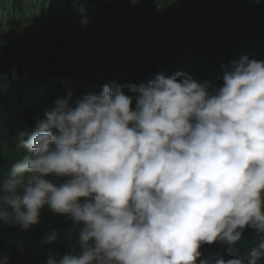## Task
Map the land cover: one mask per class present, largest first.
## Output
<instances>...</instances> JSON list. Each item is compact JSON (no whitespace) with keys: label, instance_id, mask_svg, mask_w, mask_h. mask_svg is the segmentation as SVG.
I'll list each match as a JSON object with an SVG mask.
<instances>
[{"label":"clouds","instance_id":"9594fccd","mask_svg":"<svg viewBox=\"0 0 264 264\" xmlns=\"http://www.w3.org/2000/svg\"><path fill=\"white\" fill-rule=\"evenodd\" d=\"M222 68L219 88L177 72L67 89L12 138L23 155L0 179V224L30 231L47 207L78 225L79 247L46 264H257L264 242L247 260L201 259L204 244L264 233V61Z\"/></svg>","mask_w":264,"mask_h":264},{"label":"trees","instance_id":"16d2710c","mask_svg":"<svg viewBox=\"0 0 264 264\" xmlns=\"http://www.w3.org/2000/svg\"><path fill=\"white\" fill-rule=\"evenodd\" d=\"M49 1L50 9L65 11L69 18H82L96 13L105 0ZM185 1L175 16L169 0L163 8L158 0H138L135 4L132 0H112L108 17L114 32L109 46L103 41L101 27L93 24L88 28L91 36L78 44L68 28L48 27L52 45L46 51H39L34 39H13L11 48L0 51V179L23 155L12 138L20 131L34 130L37 118H43L41 110L65 98L67 89L73 91L75 100L99 94L103 85L112 82L139 88L158 75L167 77L177 72L219 88L223 86L222 65L231 69L232 62L245 55L264 61V0H210L214 2L210 14L203 1L198 9L193 0ZM44 4L45 0L42 8ZM206 36L208 43H215L222 51H197L192 61L175 57L176 49L186 53L193 41ZM10 65H15L16 76ZM66 80L70 84H65ZM123 90L133 98L137 94L127 87ZM40 220L27 232L0 224V252L9 253L11 264H46L50 248L63 254L79 247V226L66 216L53 214L45 207ZM53 232L59 235L49 244L46 240ZM261 242L264 233L246 228L235 245L219 241L202 245L201 259L219 255L225 260H247L251 247ZM257 264H264V257Z\"/></svg>","mask_w":264,"mask_h":264},{"label":"rangeland","instance_id":"374dc122","mask_svg":"<svg viewBox=\"0 0 264 264\" xmlns=\"http://www.w3.org/2000/svg\"><path fill=\"white\" fill-rule=\"evenodd\" d=\"M105 0L94 14L85 17L69 18L65 11L50 9V1L45 0H0V51L8 50L13 46V39L17 42L27 39H34L39 51H46L52 41L48 35V27H66L70 30L71 37L75 43H80L87 36H91L89 27L97 24L103 31V41L106 46L110 44V38L114 32V25L108 17L110 2ZM133 1V0H132ZM138 1V0H137ZM163 8L165 0H158ZM174 7V15L178 16L179 10L186 5L185 0H169ZM193 6L198 9L201 1L205 3L206 13L210 14L214 9V2L210 0H193ZM136 3V2H135ZM133 2V4H135ZM187 15H192L189 11ZM208 37H201L199 41L193 43L188 53H181L179 49L174 51L176 58H184L188 61L193 60V53L206 49ZM16 76L15 65H10ZM65 84H70L69 80Z\"/></svg>","mask_w":264,"mask_h":264},{"label":"built area","instance_id":"2783aa9c","mask_svg":"<svg viewBox=\"0 0 264 264\" xmlns=\"http://www.w3.org/2000/svg\"><path fill=\"white\" fill-rule=\"evenodd\" d=\"M206 50L209 52H215V53H219L222 51V49L220 47H218L215 43L213 42H209L208 45L206 46Z\"/></svg>","mask_w":264,"mask_h":264},{"label":"crops","instance_id":"0c3cea01","mask_svg":"<svg viewBox=\"0 0 264 264\" xmlns=\"http://www.w3.org/2000/svg\"><path fill=\"white\" fill-rule=\"evenodd\" d=\"M196 41H199V40H195V41H193V42L188 46L187 50L189 49V47H190L193 43H196ZM187 53H188V52H187Z\"/></svg>","mask_w":264,"mask_h":264}]
</instances>
